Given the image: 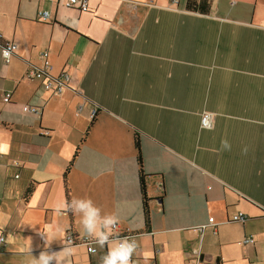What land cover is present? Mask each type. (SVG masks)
<instances>
[{"label":"crops","instance_id":"1","mask_svg":"<svg viewBox=\"0 0 264 264\" xmlns=\"http://www.w3.org/2000/svg\"><path fill=\"white\" fill-rule=\"evenodd\" d=\"M67 1L0 0V141L10 145L1 155L7 171L0 177V264H32L45 250L39 229H51L47 250L59 254L58 264L70 263L65 249L78 242L67 245L66 236L72 228L80 237V217L58 216L54 208L66 199L63 175L78 147L68 175L71 199L91 198L103 213L118 214V234L145 228L140 152L151 230L136 239L171 222L172 230L202 237L200 248L190 244L184 264L237 261L222 247L243 238L242 259L264 264V0H209V7L199 0L196 11L187 0H87L89 12ZM41 11H49L47 21ZM12 43L17 49L6 62L3 45ZM45 52L49 76H69L61 93L28 77L30 69H44ZM205 112L213 114L211 128L201 125ZM13 125L34 131L4 127ZM61 129L66 138L54 148L50 141ZM238 214L245 220L234 221ZM234 232L237 242L228 238ZM250 236L254 242L245 244ZM153 246L157 264L162 251ZM104 250L88 252V264H98Z\"/></svg>","mask_w":264,"mask_h":264},{"label":"rangeland","instance_id":"2","mask_svg":"<svg viewBox=\"0 0 264 264\" xmlns=\"http://www.w3.org/2000/svg\"><path fill=\"white\" fill-rule=\"evenodd\" d=\"M14 113L16 116H21L22 108H19L18 106L14 107ZM66 138V134L64 130L56 131L53 134V138L50 141L51 146L54 148H57L58 146L62 145ZM1 142V141H0ZM52 151L49 153V157L52 156ZM0 154V177L3 176V174L7 171V167L4 165L3 162H5L4 158ZM28 166H32V169H35V164H29ZM43 167H40V170L38 172H43ZM23 177L26 179L27 176L23 175ZM54 189H57V182H54L53 184ZM256 223H262L260 221L258 222H251L247 223V230L251 227V225H255ZM174 224L171 222H167L166 224L160 225L158 228L163 231L153 232L152 235H146L140 238H137V244L138 248L136 250L135 255L133 256L135 264H151L153 263L151 260L154 258V246L153 244H156V247L160 249L162 252L158 253L156 256L157 264H184V260H186V256L189 250V246L191 243H196L198 248L201 246L202 237L200 234L198 236L194 235L192 232H179L172 230ZM234 227H240L241 232H244V227L242 223H236L233 224ZM80 237L78 238V243L73 248H68L67 253L69 257V264H88L89 258H88V246L84 242V233H86L82 228L80 229ZM237 232H234L231 236L228 238L230 240H233L237 242L239 238ZM205 252L208 256L209 252H213V235L208 234L205 237ZM244 238L240 241L241 243H235L230 246H223L222 248L224 250L228 249L230 251L229 257H235L238 258L237 261L231 262L229 264H248L246 259H242L244 257V253H246V248L243 247L242 242ZM91 241L94 244V237H91ZM240 245L243 247H240ZM100 248L98 245H95ZM194 247V249L196 248ZM101 249V248H100ZM199 250V249H198ZM74 251V252H73ZM145 254H148L149 259H145ZM250 258L249 255H245ZM206 264H209L205 262Z\"/></svg>","mask_w":264,"mask_h":264},{"label":"clouds","instance_id":"3","mask_svg":"<svg viewBox=\"0 0 264 264\" xmlns=\"http://www.w3.org/2000/svg\"><path fill=\"white\" fill-rule=\"evenodd\" d=\"M7 57V50L4 51ZM222 147L230 150L231 145L227 140L222 141ZM10 145L0 142V154H7ZM247 153V148L243 150ZM54 212L59 216L65 213H72L80 217V222L83 230L90 236L94 237L95 245L101 249L107 247V251L99 257L98 264H135L133 256L136 253L138 244L133 236L120 237L115 231L120 223V216L116 213L105 214L102 209L97 206L91 198H72L71 200H63L58 202L54 208ZM2 215V214H0ZM3 224L0 223V229ZM35 227V226H33ZM58 230V229H57ZM51 229L41 231L39 234L44 238L45 250L39 253L38 258L33 256L32 264H58V253L47 250L48 245L52 242L49 239ZM3 242V236H0V243ZM21 251H24L22 249ZM29 253L32 252L31 244L27 248ZM67 251V249H65ZM96 249L92 252L95 254ZM145 259H149L148 254H145Z\"/></svg>","mask_w":264,"mask_h":264},{"label":"built area","instance_id":"4","mask_svg":"<svg viewBox=\"0 0 264 264\" xmlns=\"http://www.w3.org/2000/svg\"><path fill=\"white\" fill-rule=\"evenodd\" d=\"M66 6L68 8L78 9L81 12H89L90 11L89 4H88L87 0H68L66 3ZM38 16L41 20L47 21L50 17V13H49V11H41L38 13ZM15 49H17V46L14 43L6 44L4 46L3 56H4L6 62H10L11 58L13 57ZM5 50H7V52H8L7 57L4 55ZM43 56L45 58L44 69H30L28 71V77H30L31 79H35V80H45V86L44 87L46 90H52L56 93H61L64 90V86L66 85V82L69 80V76L67 74H62L61 76L56 77V78L49 76V74L46 70V68L49 66L48 61H47L48 53L45 52L43 54ZM12 97H13L12 93L7 92V93H5L3 99L6 103H9V102H11ZM24 110L25 111L31 110V111L37 112V113L39 112L38 109L34 108V107L33 108L25 107ZM97 113H98V109L94 108L92 111V117H96ZM212 124H213V114L210 112H205L201 118L202 127L203 128H211ZM16 177H18V175ZM233 220L234 221H244L245 217L243 214H238V215H235L233 217ZM209 221L211 224H213L214 218H210ZM116 229H117V227H116ZM119 235H121V234H119ZM83 240H84L85 244L88 246V251L91 254H93L92 249L95 248L94 247L95 243L93 244L90 237H85ZM66 242H67V245H74L78 242V239L75 238V236L73 235V232L71 230H69L67 233ZM253 242H254V238L252 236L248 237L244 241L245 244L253 243ZM3 243H4V238H3V242L0 243V247ZM95 249H96V251H95V253H96L97 248H95Z\"/></svg>","mask_w":264,"mask_h":264},{"label":"trees","instance_id":"5","mask_svg":"<svg viewBox=\"0 0 264 264\" xmlns=\"http://www.w3.org/2000/svg\"><path fill=\"white\" fill-rule=\"evenodd\" d=\"M203 2L207 3L208 7H209V0H202ZM199 0H187L186 3V7L188 10L190 11H196L199 10L197 5H198ZM208 10L207 8L205 9V11ZM0 41H2V38L0 36ZM6 45V44H5ZM3 45V48L4 46ZM95 122V118L92 120V123L90 125V127L88 128V130L85 132V138L83 139V142L86 140V137L89 134V131L91 129V127L93 126ZM6 129H10V130H25V131H29V132H33V128L32 127H26V126H22V125H13L12 127H8V126H4ZM51 132L52 130H47V134H46V138H50L51 137ZM138 137V135H137ZM15 143H18L17 139H15ZM136 148L139 149V142L138 139L136 141ZM80 147H78V149L76 150L75 156L73 157L72 161L70 162L69 166L66 168L65 173L63 175V180H64V187H65V196L67 200H71V188L70 185L68 183V175L73 167L76 155L78 154ZM137 162L139 165V184H140V191H141V197H142V209H143V215H144V222H145V228L143 231H132V232H123L121 235H119L120 237H124V236H133V237H138L139 235H141L142 233H147L150 232L151 230V206H150V202H151V198L148 195V190H147V186H148V179H149V175H147L144 171L143 168V159L141 156V153L138 152V156H137ZM32 173V170H29V177ZM11 178L7 179V186H9L11 184ZM34 185H35V181L31 180L29 186L27 187V193H26V200H28L31 196V194L34 191ZM70 219L72 220V213H68ZM72 229V228H71ZM70 229V230H71ZM107 251V247H105L104 253ZM103 253V254H104ZM94 261L91 262V264ZM153 262H155V260H153Z\"/></svg>","mask_w":264,"mask_h":264},{"label":"bare ground","instance_id":"6","mask_svg":"<svg viewBox=\"0 0 264 264\" xmlns=\"http://www.w3.org/2000/svg\"><path fill=\"white\" fill-rule=\"evenodd\" d=\"M94 118H95V117H93V119H94ZM94 247L97 248L95 245H94ZM88 252H89V251H88ZM89 253H90V252H89Z\"/></svg>","mask_w":264,"mask_h":264}]
</instances>
